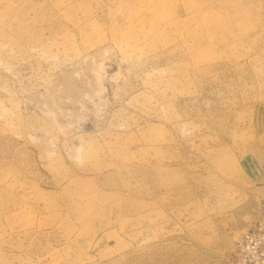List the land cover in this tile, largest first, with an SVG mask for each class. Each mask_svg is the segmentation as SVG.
<instances>
[{
    "label": "rangeland",
    "instance_id": "1",
    "mask_svg": "<svg viewBox=\"0 0 264 264\" xmlns=\"http://www.w3.org/2000/svg\"><path fill=\"white\" fill-rule=\"evenodd\" d=\"M0 264H264V0H0Z\"/></svg>",
    "mask_w": 264,
    "mask_h": 264
}]
</instances>
